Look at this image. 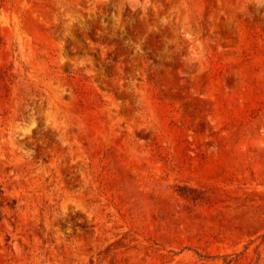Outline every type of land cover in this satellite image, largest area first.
<instances>
[{
    "label": "rangeland",
    "instance_id": "1",
    "mask_svg": "<svg viewBox=\"0 0 264 264\" xmlns=\"http://www.w3.org/2000/svg\"><path fill=\"white\" fill-rule=\"evenodd\" d=\"M0 264H264V0H0Z\"/></svg>",
    "mask_w": 264,
    "mask_h": 264
}]
</instances>
